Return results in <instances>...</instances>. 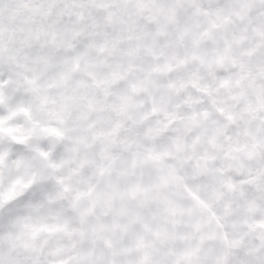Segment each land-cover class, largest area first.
<instances>
[{
    "label": "snow or ice",
    "instance_id": "1",
    "mask_svg": "<svg viewBox=\"0 0 264 264\" xmlns=\"http://www.w3.org/2000/svg\"><path fill=\"white\" fill-rule=\"evenodd\" d=\"M11 17H20L22 26L7 36L0 27V52L6 48L30 51L39 54V60L45 64L50 55L60 56L65 47L75 46L94 49L105 64L109 58L128 57L129 67H133V61L141 54L153 59L165 55L183 40L189 25L199 26L202 17L208 18L210 28L193 39L194 47L201 40L212 38L213 30L236 17L238 27L244 31L254 25L251 30L257 38V48L264 50V0H16ZM230 51L231 44L225 37L218 67L224 68L226 62L237 66ZM192 59L199 57L193 55ZM186 62L177 60L176 67ZM79 66L77 59L76 68ZM238 67L235 86L241 91L233 99L245 100L244 133L250 140L240 148L229 145L226 155L245 151L249 161H257L255 169L251 164L247 166V179H241L239 184L231 176L224 181L230 193L251 197L247 212L252 218L245 221L247 231L239 239H231L227 231L197 235L198 223H184L181 218L186 211L191 216L209 205L187 185L184 190L194 204L185 209L173 199L169 186L180 179L173 172L159 175L153 183H144L145 169L158 163L162 154L149 151L138 159L128 146L125 151L131 171L126 175L131 178L121 181L114 177L118 154L113 148L119 143L118 126L94 133L93 142L85 144L86 148H95L96 141H100V162L89 159L85 153L73 171L97 179L86 190L77 191L70 204L66 203L69 188L64 178L54 177L48 171L61 166L50 159L51 152L33 150L13 136L8 144L0 140V264H264V219L255 218L257 214L264 215V167L259 166L264 162V59L240 62ZM162 70L171 78L174 66L157 64L154 68ZM89 75L92 79L88 84L81 81L70 88L71 94L62 97V111L70 112L86 99L77 93L81 86H94L107 96L110 89L122 87L124 81L119 71L107 73L99 80L95 73ZM69 78L63 75L58 86L67 89ZM220 86L230 87L231 80H220ZM133 89L137 90L135 85ZM200 91L210 95L207 88ZM97 103L87 100L89 113L102 110ZM3 104L0 96V106ZM217 111L225 114L224 108ZM2 113L0 107V124L18 114L11 109L7 116ZM203 115L206 118L208 113ZM192 119L195 121V116ZM226 119L230 125L240 127L230 111ZM227 127L218 129L217 134H223ZM45 131L64 137V132L55 128ZM84 139L80 138L78 143H84ZM32 151H38V157L31 156ZM245 167L242 163L227 165L241 176ZM200 172L206 174L208 169L202 168ZM53 180L61 186L55 194ZM82 199L88 200L83 208L79 207ZM231 211L226 206L225 215ZM214 218L218 227L223 228L219 218ZM248 239L253 243L248 244Z\"/></svg>",
    "mask_w": 264,
    "mask_h": 264
},
{
    "label": "clouds",
    "instance_id": "2",
    "mask_svg": "<svg viewBox=\"0 0 264 264\" xmlns=\"http://www.w3.org/2000/svg\"><path fill=\"white\" fill-rule=\"evenodd\" d=\"M15 2L0 0V27L5 36L11 31L18 32L22 26L20 17H11ZM232 21L213 30L212 38L201 40L194 47L193 39L210 28L208 18L202 17L199 26L189 25L183 40L165 55L153 59L141 54V58L133 61V67H129V58L124 56L109 58L107 64L102 63L95 50L90 48L65 47L62 55H50L47 64L39 60L37 53L4 49L0 52V96L4 100L0 107H3L4 116H7L9 109L18 114L0 124V140L8 144L14 136L33 150L50 151V159L61 166L48 171L54 177L64 178L69 188L65 194L66 203L70 204L77 191L86 190L96 183L95 176L73 171L79 167L85 153L89 159L100 162V141H96L95 148H86L85 144L93 142L94 133L108 132L118 126L119 136L116 139L119 143L113 148L118 154L114 177L121 181L131 178L126 175L131 171V162L125 151L128 146L137 153L138 159H143L149 151L162 154L163 158L158 163L150 164L145 169L144 183H153L159 175L173 172L180 178L169 186L168 191L173 199L185 209L191 207L194 201L184 190V185H187L209 205L191 216L186 211L181 218L184 223H198L200 228L197 235L227 231L231 239H239L247 231L245 221L252 218L247 212L251 197H240L238 192L230 193L224 181L231 176L239 184L241 179H247V166L251 164L255 169L257 161H249L245 151H233L226 155L229 145L240 148L250 140V136L244 133V121L247 119L246 113H243L245 100L233 99L241 91L240 87L235 86V81L238 79V64L264 59V50L257 48V38L253 37L251 30L254 25L244 31L238 27L236 17H232ZM225 37L231 44L230 55L238 62L236 67L228 62L224 68L217 65ZM249 52H252L251 56ZM193 55L199 59L193 60ZM77 59L79 68H76ZM185 59V64L176 67L177 60ZM169 63L174 66L171 78L166 70L154 71L157 64L163 66ZM112 71H119L123 75L122 87L110 89L105 96L94 86H81L77 88V93L86 99L72 107L70 112L61 110L62 97L71 94L70 88L76 87L79 82L88 84L92 79L89 73H95L99 80ZM63 75L70 77L67 89L58 86ZM222 79H230L231 86L221 87ZM169 84L175 87H169ZM133 85L137 90L133 89ZM202 88H207L210 95L201 92ZM88 99L98 101L97 108L102 110L89 113L86 107ZM218 108H224L225 114L219 113ZM229 111L240 127L229 124L226 119ZM205 112L208 113L206 118L203 115ZM225 125H228L226 131L217 134V130ZM53 128L64 132V137L58 138L45 131ZM80 138H85L84 143H78ZM30 155L38 157V151H32ZM241 163L246 166L243 176L235 168H227L228 164ZM259 166L264 167V162ZM205 167L208 172L201 174L200 169ZM51 183L55 194L61 186L55 180ZM87 205V199L79 201V207ZM226 206L232 209L227 216ZM65 211L70 212V209ZM213 214L219 218L223 228L218 227ZM255 218L264 219V215L257 214ZM246 242L253 243L251 239Z\"/></svg>",
    "mask_w": 264,
    "mask_h": 264
}]
</instances>
